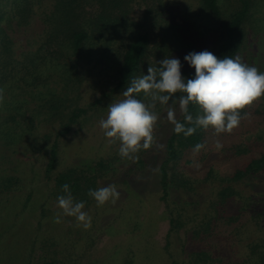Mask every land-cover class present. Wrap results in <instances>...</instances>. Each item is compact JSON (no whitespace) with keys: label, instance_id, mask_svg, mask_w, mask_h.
<instances>
[{"label":"rangeland","instance_id":"1","mask_svg":"<svg viewBox=\"0 0 264 264\" xmlns=\"http://www.w3.org/2000/svg\"><path fill=\"white\" fill-rule=\"evenodd\" d=\"M124 1V25L99 37L98 31L91 32L95 37L80 58L71 56L68 68L52 64L51 69L41 71L40 81L34 79L39 83L36 87H24L14 76L5 81L0 75L4 97L0 102V264H259L264 254V171L241 179L233 174L264 154V94L239 110L248 115L232 129L231 138L209 126L205 140L210 143L167 165L168 180L175 174L188 182L181 187L177 182L169 185L164 196L160 168L174 131L167 105L156 103L153 142L134 153L135 159L119 155L120 141L109 143L99 121L106 117L109 103L123 98L120 93L126 87L117 85L125 52L137 34H148L152 41L139 76L148 65L155 66L171 55L180 58L181 72L194 71L183 57L204 49L215 54L220 30L201 9V0ZM33 2L28 0L24 18L29 9L39 15L36 27L29 29L18 27L22 1L0 0V22L9 23L8 35L18 57L22 53L32 56L45 38V26L40 23L52 7L42 0ZM219 4L228 17L240 7V0H220ZM250 4L245 39L237 56L264 71V0H250ZM117 11L110 13L116 16ZM164 43L165 49H160ZM10 85L13 88L6 92ZM135 95L151 103L143 92ZM49 99L60 104L58 109L50 111L46 106L34 117ZM96 101L68 133H62L72 111ZM175 108L181 121L178 102ZM194 110V118L202 114L199 105ZM55 142L54 169L47 172ZM70 168L97 176L96 188L114 184L120 192L117 199L102 205L92 197L84 200L92 217L87 229L75 217L63 215L56 203L60 194L56 178ZM229 186L234 196L216 206L219 191ZM56 215H61L60 222L54 220ZM210 217L211 234L196 235ZM256 246L254 255L251 250ZM202 252L206 255H198Z\"/></svg>","mask_w":264,"mask_h":264},{"label":"trees","instance_id":"2","mask_svg":"<svg viewBox=\"0 0 264 264\" xmlns=\"http://www.w3.org/2000/svg\"><path fill=\"white\" fill-rule=\"evenodd\" d=\"M17 1H22L23 3L20 6L18 5V8L23 11L20 14L21 22L18 27L23 28L26 26L31 29V26H34L35 28L36 26L34 23L38 17H36V15H39V13L34 14L33 10L29 9V12H27V15H25L24 18V13L26 12L25 7L28 5V0ZM30 1V4H35L33 0H29V2ZM24 2H26L25 5ZM42 2L49 4L52 7V10L43 13V23L41 21L40 24L45 26L43 28L45 38L38 45L35 51L32 50V56L22 53L23 56L18 57L19 52L12 50L13 42L8 35V29H10L9 23L2 24V22H0V75L3 76V78H6L5 81L7 80V77L14 76L15 81L20 84L22 83L24 87H36V84L39 83L35 84L33 81L34 79H38L39 81L41 80V71L44 69L50 68L52 64H55L56 67L68 68L71 66L72 57L80 58L82 56V52L85 51L89 45L90 39L95 37V34H92L91 32L95 30L98 31L99 34L97 37L100 35H107L111 31L121 28L126 19V12H122V8L125 5L124 0H42ZM219 3L220 0H201V9L204 13L213 18V21L217 24L220 30L221 37L219 40L221 41L215 54L217 56L229 55L235 57L240 52L244 43L245 24L251 11L250 0H240V7L233 11L228 17L223 16ZM111 10H118L119 15L112 16L110 13ZM30 18L32 21L25 25L24 22ZM12 27L13 25H11V28ZM167 33L168 32H165V34H163L167 35ZM168 37H170V35L167 36V38ZM164 40L166 41L167 39L164 37ZM92 43L94 45V42ZM151 43L152 41L148 34H137L135 36L125 52L119 84L117 87H127L131 79L138 76V73L142 68L144 58L150 50ZM162 46L164 47L162 48ZM162 46H159V48L165 49L166 44L164 43ZM91 48L93 49V47ZM193 72L194 71L192 70H185L182 74L190 76ZM47 74L50 76L51 72H48ZM30 76L32 78L31 81L29 79ZM12 88V85H10L7 89L5 88L6 92H9ZM24 91L25 88L22 92ZM175 95L178 96L180 93L178 92ZM97 102L98 101L89 105L87 108H78L77 110L72 111L67 122L63 124L64 129L62 133H68L78 118L86 114L89 109L93 107V105L97 104ZM45 103L46 104L44 106L40 107L38 112L33 114L34 117H38L42 114L43 108L46 106H49L48 109L50 111H55L60 105L57 102H51V99L45 100ZM196 105V103H190L188 105V112L193 114L195 111L194 107ZM184 115L185 113L182 114L181 122H184L186 126H188L189 122L184 121ZM231 131L227 132L226 139L231 138ZM207 135L208 127H196L195 132L189 136H184L183 133H176L173 131L167 141V158L160 168V184L164 192V196L167 195L169 185H175L177 182V185L181 187L188 182V180L184 178L176 177L177 175L175 174L172 175V178L171 180L169 179V181V169L167 168V165L170 162H176L180 159V157L185 155L186 152L193 151V145L196 143H210L205 140ZM56 150L57 143L55 142L53 144L51 157L47 165V172L54 169ZM99 165L101 168L104 167L103 163H99ZM263 171L264 154H261L260 156L254 157L250 161L246 162L243 167L237 168L233 174V178H245L248 174L252 176H259L260 173H263ZM96 182L97 176L93 175L90 177L88 175L78 174L75 168L68 169L66 172L59 174L56 178V185L60 194H62L61 185L68 183L74 198L76 200L83 201H86L88 197H91L88 194V189L96 188ZM234 194L235 191L233 187L229 186L223 188V190L219 191L218 197H220V199L218 200L216 206L221 205V202H224L225 204V202L233 197ZM234 219L235 218L233 217L228 221L233 222L232 220ZM212 220L213 218L210 217L209 221L207 220L203 222L202 225L204 228H198L199 230L196 232V235L201 236L203 233L211 234V231L213 230ZM235 221H237V219ZM258 247L259 246H256V248L254 247L256 250L250 249L254 255L258 251ZM200 254L202 256L206 255L204 252L198 253V255ZM259 260V264H264V254L259 258ZM43 264L54 263L46 262Z\"/></svg>","mask_w":264,"mask_h":264},{"label":"clouds","instance_id":"3","mask_svg":"<svg viewBox=\"0 0 264 264\" xmlns=\"http://www.w3.org/2000/svg\"><path fill=\"white\" fill-rule=\"evenodd\" d=\"M183 59L194 68L190 76L182 74L179 57L165 56L155 66L148 65L146 73L133 77L120 93L122 99L108 104L107 115L100 119L99 126L109 143L120 141L118 153L121 157L135 159L134 153L151 146L153 127L158 119L153 110L157 102L167 105V118L173 123L174 131L189 136L196 127L212 126L217 133L230 132L248 115L239 110L264 94V71L243 62L239 56H217L204 49L189 51ZM141 92L150 96L151 103L146 104L135 95ZM178 92L180 95H175ZM3 99L0 94V102ZM177 102L188 126L176 118ZM190 103L199 105L202 114L194 118L188 112ZM204 146L203 142H198L193 145V151L199 152ZM216 147H221L219 141ZM61 188L62 194L57 196L56 203L63 215L75 217L83 228H89L92 217L85 210V202L74 198L68 183ZM88 194L102 205L117 199L120 192L114 184H105L89 188ZM54 220L60 222L61 215L54 216Z\"/></svg>","mask_w":264,"mask_h":264}]
</instances>
